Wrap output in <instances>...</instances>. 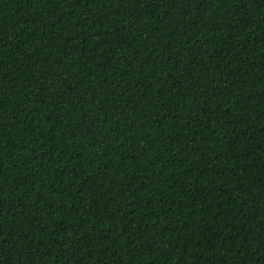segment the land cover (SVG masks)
Masks as SVG:
<instances>
[{
	"label": "trees",
	"instance_id": "trees-1",
	"mask_svg": "<svg viewBox=\"0 0 264 264\" xmlns=\"http://www.w3.org/2000/svg\"><path fill=\"white\" fill-rule=\"evenodd\" d=\"M0 264H264V0H0Z\"/></svg>",
	"mask_w": 264,
	"mask_h": 264
}]
</instances>
